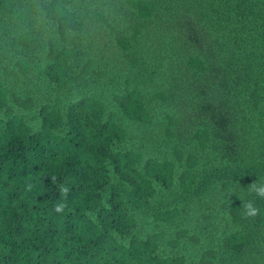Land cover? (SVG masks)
Segmentation results:
<instances>
[{"label": "trees", "instance_id": "16d2710c", "mask_svg": "<svg viewBox=\"0 0 264 264\" xmlns=\"http://www.w3.org/2000/svg\"><path fill=\"white\" fill-rule=\"evenodd\" d=\"M262 191L264 0H0V264H264Z\"/></svg>", "mask_w": 264, "mask_h": 264}, {"label": "clouds", "instance_id": "9594fccd", "mask_svg": "<svg viewBox=\"0 0 264 264\" xmlns=\"http://www.w3.org/2000/svg\"><path fill=\"white\" fill-rule=\"evenodd\" d=\"M262 195H264V191H262L261 193ZM256 213V209L252 208L251 205L248 206V215H255Z\"/></svg>", "mask_w": 264, "mask_h": 264}]
</instances>
